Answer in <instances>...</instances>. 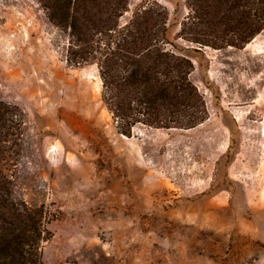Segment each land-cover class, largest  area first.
I'll return each mask as SVG.
<instances>
[{
	"label": "rangeland",
	"instance_id": "1",
	"mask_svg": "<svg viewBox=\"0 0 264 264\" xmlns=\"http://www.w3.org/2000/svg\"><path fill=\"white\" fill-rule=\"evenodd\" d=\"M153 2L206 120L126 137L41 1L0 0V232L23 204L41 209L43 264H264V27L201 44L237 38L264 0H209L210 27L190 0H129L119 23Z\"/></svg>",
	"mask_w": 264,
	"mask_h": 264
},
{
	"label": "trees",
	"instance_id": "2",
	"mask_svg": "<svg viewBox=\"0 0 264 264\" xmlns=\"http://www.w3.org/2000/svg\"><path fill=\"white\" fill-rule=\"evenodd\" d=\"M40 1L49 21L68 31L67 64L97 66L102 102L119 134L129 137L138 125L189 130L206 120L202 98L188 78L192 64L165 48L166 14L156 2L137 8L129 22L120 24L129 0ZM190 5L193 12V7L202 9L198 18L210 27L209 0H190ZM249 13L243 15L245 28L237 38L230 41L212 33L211 40L199 43H247L264 27V14L256 18ZM7 206L0 264H43L40 245L47 239L42 236L41 209Z\"/></svg>",
	"mask_w": 264,
	"mask_h": 264
}]
</instances>
